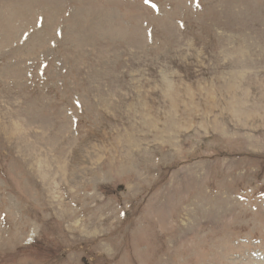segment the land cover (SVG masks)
<instances>
[{"label": "rangeland", "instance_id": "rangeland-1", "mask_svg": "<svg viewBox=\"0 0 264 264\" xmlns=\"http://www.w3.org/2000/svg\"><path fill=\"white\" fill-rule=\"evenodd\" d=\"M0 264H264V0H0Z\"/></svg>", "mask_w": 264, "mask_h": 264}]
</instances>
